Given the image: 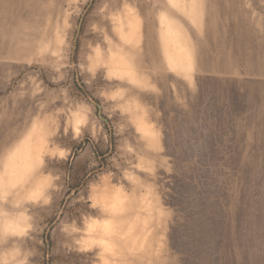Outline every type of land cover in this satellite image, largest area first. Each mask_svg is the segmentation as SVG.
I'll list each match as a JSON object with an SVG mask.
<instances>
[{
    "label": "rangeland",
    "instance_id": "1",
    "mask_svg": "<svg viewBox=\"0 0 264 264\" xmlns=\"http://www.w3.org/2000/svg\"><path fill=\"white\" fill-rule=\"evenodd\" d=\"M0 264H264V0H0Z\"/></svg>",
    "mask_w": 264,
    "mask_h": 264
},
{
    "label": "water",
    "instance_id": "2",
    "mask_svg": "<svg viewBox=\"0 0 264 264\" xmlns=\"http://www.w3.org/2000/svg\"><path fill=\"white\" fill-rule=\"evenodd\" d=\"M80 29H81V27H80ZM80 29H79V31H80ZM76 50H77V39H76V41H75V43H74V47H73V60H74V57H75V55H76ZM88 95V94H87ZM89 96V95H88ZM90 97V96H89ZM100 109H101V106L98 104L97 105ZM100 117L105 121V122H107L108 123V121L105 119V118H103V116L102 115H100Z\"/></svg>",
    "mask_w": 264,
    "mask_h": 264
}]
</instances>
